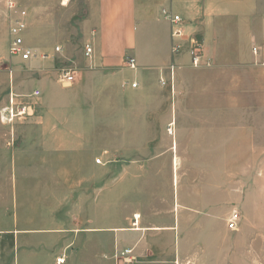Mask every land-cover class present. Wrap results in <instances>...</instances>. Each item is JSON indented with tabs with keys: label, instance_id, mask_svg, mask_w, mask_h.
<instances>
[{
	"label": "rangeland",
	"instance_id": "rangeland-1",
	"mask_svg": "<svg viewBox=\"0 0 264 264\" xmlns=\"http://www.w3.org/2000/svg\"><path fill=\"white\" fill-rule=\"evenodd\" d=\"M23 5L28 9L31 22L30 29L23 35L24 39H29L28 44L40 54L48 52L50 59L40 58L24 63L19 58L8 55L10 40L7 6L5 0H0V229L3 230H11L15 226L21 228L22 225L28 227L36 222L45 223L53 219L63 223L65 217H69V214L62 212L59 156L55 154L46 159L37 152L36 144L39 142L34 143L33 139L37 138L34 133L38 129L32 127L34 124L30 120L16 117L10 122L6 114V119L1 118L4 110L10 107L11 96L14 95L16 102L30 106L35 111V117L40 118L43 114L40 105L46 97L78 92L84 82L81 76L98 68L95 52L91 61L84 54L86 44L93 40L87 32L89 22L86 0H25ZM161 20L163 23H159V26L166 32L168 22L163 18ZM138 36L141 38L140 32ZM60 46L62 50L53 53ZM203 50L211 61L210 67L185 65L184 56L174 58L168 66H177L175 92H172L169 82L166 84L170 89L169 102L172 107H176L179 102L187 104V118L193 122L166 123L164 120L155 124L148 118L144 121L137 107L138 99L131 98L128 102L130 124L123 126L122 130L127 149L125 164L132 166L134 174H140L139 168L144 161L168 153L172 141L178 138L179 151L184 158L181 160L182 165L178 167L182 191L193 194L192 196L197 193V200L192 198V201L199 203L200 217L196 223V218L190 214L184 215L186 211L183 209V223L181 231L179 230L182 240L173 243L172 239L160 240V255L156 253L148 256L140 251L142 256L137 257L133 264H264V73L245 71L247 68L264 66L238 60L228 47L220 48V60H216L212 53L209 54L207 46ZM129 54L135 57L133 53L127 55ZM168 67L165 68L167 71L164 69L167 74ZM123 68L132 70L125 62ZM62 70L76 72L77 79L73 86L63 87L59 84ZM183 72L186 75H182ZM134 82L131 79L128 82L125 80V86H131ZM91 83L90 88L86 85L81 91L95 93L104 90L101 78H94ZM35 91H40L41 95L37 98L25 97ZM89 115L77 117L81 118L82 125L89 122L92 133L97 132L100 137L97 158L103 161L102 218L110 222L108 193L110 182L115 181V173L107 170L106 159L101 154V149L108 143V139L102 136L107 127L104 116ZM113 127L116 128V139L122 140L121 130L117 131L122 126L109 127L111 131L108 133L112 140L115 139ZM193 144L196 152L206 150L202 151V155L206 153L205 158H194L192 151L190 159L187 158L185 149L187 145ZM116 148L119 150V147ZM116 153L122 158L121 151ZM14 156H18L17 163L23 165L17 171V176L26 178L21 179L20 184H14ZM47 162L52 164V168L44 166ZM36 164L40 166L28 167ZM187 169L192 174L193 171L196 172V180L193 175L190 182L183 183ZM119 170L122 171V168ZM164 171L159 168V175L156 177V184L161 192L165 187ZM143 195L147 194L140 192L139 202L145 201ZM48 205L54 206L56 214H47ZM233 213H238L240 220L237 227L230 230L228 224ZM90 241L89 245L73 247V252L64 251L56 257L67 255V264H100L103 259L114 264L111 259L114 252L126 249L129 244H114L110 231L105 232L103 237ZM8 244L0 243L3 264H13ZM150 245L151 242L147 247L150 248ZM144 247L147 248L146 243ZM61 249L47 245L42 250L33 246L24 256L32 258L40 252L54 255ZM71 253L85 254L90 259L82 261L81 257H72ZM100 254L102 259L99 261L100 257L95 255Z\"/></svg>",
	"mask_w": 264,
	"mask_h": 264
},
{
	"label": "crops",
	"instance_id": "crops-1",
	"mask_svg": "<svg viewBox=\"0 0 264 264\" xmlns=\"http://www.w3.org/2000/svg\"><path fill=\"white\" fill-rule=\"evenodd\" d=\"M62 4L65 2L62 1ZM86 4L89 22L87 32L93 39L92 43L87 44L94 49L98 68L81 76L85 84L82 81L80 88L84 89L86 85L89 87L94 78H101L104 90L86 93L78 88V92L50 95L40 105L43 113L40 118L35 117L32 109L29 117H25L33 122V128L38 129L34 133L37 138L33 139L34 143L39 142L36 144L37 152L46 159L55 154L59 156L62 212L69 214V217H65L63 223L53 219L45 223L36 222L28 227L22 225L21 228L15 226L11 230L0 229V243H9L13 264H57V259L60 258L56 257L57 254L73 252V247L76 246L89 245L91 239H99L107 231H110L114 244L129 243L126 249L114 252L111 257L114 264H133L137 257L142 256L140 251L148 256L156 253L160 255V240L167 238L172 239V243L176 240L180 242L183 209L186 211L184 215L190 214L196 218V223L200 217L197 193L192 196L193 194L182 191L178 167L182 165L181 160L184 158L179 151V139L172 141L168 153L144 161L139 168L140 174H134L132 166H127L124 162L127 149L122 130L123 126L130 124L129 99H138L137 107L144 121L148 118L155 124L164 120L166 123L193 122L187 118V104L179 102L176 107H172L169 102L170 89L160 85L162 74L169 79V73L164 72V69L174 59L171 27L162 17V11L170 9L181 15L187 25L186 31L197 34L200 39L202 37L204 47L207 46L209 54L215 55L216 60L221 59L220 48L228 47L238 60L252 63V46L264 44V0H86ZM162 18L168 26L166 32L159 26V23H163ZM28 22L27 30L31 26L29 18ZM139 32L141 38L138 36ZM28 40L26 39L27 44ZM37 53L49 55L48 52ZM128 53H133L137 58L139 69L135 72L123 68ZM184 57L183 64H190L189 57ZM47 59H50V55ZM251 70L264 73V68H247L245 71ZM186 72L182 75H186ZM130 79L138 83V88L125 86V80L128 82ZM89 114L104 116L107 127L102 136L108 139V143L101 149V154L106 159L107 170L115 173V181L110 182L108 193L110 222L102 218V164H96L100 152V137L97 132L92 133L89 122L82 125L80 121L83 116H90ZM112 126H122L117 129L121 130L122 140L116 139L115 127L112 130L115 139L112 140L108 133ZM194 149V144L187 145L185 151L188 159L191 151L194 158L206 157V153L202 155V151L206 150L196 152ZM117 151L123 153L122 158L117 155ZM17 159L18 156L13 157L12 169L16 174L14 184H20L21 179H26L17 176V171L23 167L17 163ZM39 166L36 164L28 167ZM44 166L52 168V164L48 162ZM159 168L165 170L163 192L159 191L156 184ZM195 173L193 171L192 174L187 169L183 183L190 182L193 175L196 180ZM140 192L147 194L143 195V202L138 199ZM192 198L196 199L194 203ZM53 207L48 205L47 214H56ZM149 242L150 248L147 247ZM145 243L147 248L144 247ZM47 245L62 249L54 255L40 252L32 258L24 256L33 246L45 250ZM125 250L131 251V254L122 257L121 252ZM117 254L119 257H116ZM71 255L81 257L82 261L90 259L85 254ZM96 256L100 257L99 261L102 259V254ZM65 257L67 264L68 257ZM0 264H3L1 256ZM100 264L110 263L103 259Z\"/></svg>",
	"mask_w": 264,
	"mask_h": 264
},
{
	"label": "built area",
	"instance_id": "built-area-1",
	"mask_svg": "<svg viewBox=\"0 0 264 264\" xmlns=\"http://www.w3.org/2000/svg\"><path fill=\"white\" fill-rule=\"evenodd\" d=\"M24 1L25 0H5V5L7 6V23H9L8 36L10 43L8 55L13 58L17 57L21 62L27 63L40 58H47L49 55H39L35 49L26 43V39L23 37L29 27V12L27 7L23 5ZM162 17L168 21L171 27V35L174 42L172 47L174 58L187 55L189 57L191 67H210L211 61L205 55L202 40L197 34H191L186 31L187 25L185 23V19L182 18L181 15L175 14L170 9H164L162 11ZM251 49L255 64L264 66V44L260 46L254 45ZM61 50L62 47L60 46L55 49V52L59 53ZM84 54L87 59L90 61L93 60L94 49L90 44L85 46ZM125 64L132 70H138L136 58L131 54L127 55L125 58ZM176 70L177 66L172 64V66L168 67L169 79H167L165 76L160 78V84L164 86H166V84L169 82V84L172 86V92H175L174 82ZM76 79L77 77L75 71L62 70L61 74L59 75L58 82L63 87H71L76 83ZM137 85L138 83L136 82L131 84L133 88H138ZM40 95V91H35L25 97L37 98ZM9 103L10 107L4 110L5 113L2 115V119H6L5 114L7 115L10 122H12V120L16 117L29 116L31 107L27 106L23 102H16L14 95L11 96ZM96 164H103L102 159L97 158ZM239 220L240 216L238 213H233L228 224L230 230H233L237 227ZM129 254H131V251L129 250L121 252L122 257H125ZM116 257H119V254H117ZM57 264H66V257L64 256L58 258Z\"/></svg>",
	"mask_w": 264,
	"mask_h": 264
},
{
	"label": "bare ground",
	"instance_id": "bare-ground-1",
	"mask_svg": "<svg viewBox=\"0 0 264 264\" xmlns=\"http://www.w3.org/2000/svg\"><path fill=\"white\" fill-rule=\"evenodd\" d=\"M171 134H172V131H171Z\"/></svg>",
	"mask_w": 264,
	"mask_h": 264
}]
</instances>
